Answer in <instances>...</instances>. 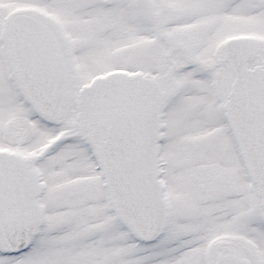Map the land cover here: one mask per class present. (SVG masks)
Listing matches in <instances>:
<instances>
[{"label": "snow or ice", "instance_id": "1", "mask_svg": "<svg viewBox=\"0 0 264 264\" xmlns=\"http://www.w3.org/2000/svg\"><path fill=\"white\" fill-rule=\"evenodd\" d=\"M0 264H264V0H0Z\"/></svg>", "mask_w": 264, "mask_h": 264}]
</instances>
